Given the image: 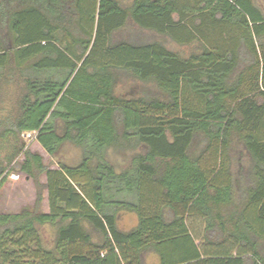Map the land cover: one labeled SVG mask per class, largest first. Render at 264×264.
<instances>
[{
    "label": "trees",
    "instance_id": "1",
    "mask_svg": "<svg viewBox=\"0 0 264 264\" xmlns=\"http://www.w3.org/2000/svg\"><path fill=\"white\" fill-rule=\"evenodd\" d=\"M131 25L195 50L119 37ZM0 71L6 86L23 82L0 141L35 131L48 156L64 142L81 150L74 167L27 149L14 164L22 143L11 167L0 161V188L12 172L36 188L32 208L0 212V264H144L147 254L264 264V11L254 0H0ZM121 77L139 91L117 95ZM236 144L247 159L232 169ZM110 149L133 152L130 166L117 173ZM119 212L135 215L129 231Z\"/></svg>",
    "mask_w": 264,
    "mask_h": 264
},
{
    "label": "rangeland",
    "instance_id": "2",
    "mask_svg": "<svg viewBox=\"0 0 264 264\" xmlns=\"http://www.w3.org/2000/svg\"><path fill=\"white\" fill-rule=\"evenodd\" d=\"M122 4L128 5L130 0H119ZM255 3L264 11V0H254ZM124 38L125 40H151L159 41L169 50L178 53L182 57H188L194 52V46H179L173 43L166 37L157 36L153 33H146L140 31L134 26L126 27L119 35V37ZM61 73V72H60ZM4 72L0 71V77H3ZM17 81V82H16ZM12 84L6 86L5 83L0 82V120L7 117L8 114L14 113L17 114L16 102L23 88L22 79H16ZM140 89V84L136 81H133L129 77H121L120 82L115 87V93L120 96L129 97L131 95V90L138 92ZM2 128H0V132ZM23 144V150L17 153V150L20 147V144ZM30 150L32 153H36L42 156L43 162L48 166H55L56 163H63L68 167H74L79 162L81 158V150L70 142H64L60 145L58 151L55 155L48 156L43 149L38 145L36 140L25 142L20 137L19 142H16L15 139L9 137L6 142L0 141V161L3 162V165H7V160L16 154L13 163H21L24 160L23 151ZM241 152V153H240ZM133 152H127L125 154L120 152H115L110 149L106 158L110 164L115 168V170L120 171L128 168L130 166V160L133 156ZM244 156V151L241 150L239 145H235L231 153V158L233 160L232 169H236V162L239 159V156ZM246 156L242 158L243 161H246ZM5 162V163H4ZM13 163L7 165V168L11 167ZM13 175L18 176L17 180H12L9 176L6 177V181L3 186L0 188V212L1 213H17L22 208H32L35 203V186L31 179L25 177L21 173L12 172ZM41 183H44V178L40 179ZM47 199L46 193H43V201L40 205V210L42 212H47ZM117 223L119 229L122 231H129L132 229L136 223L137 219L135 215L125 212H119L117 217ZM197 230L201 231V228L197 226ZM44 240L51 239V232L48 228L45 233H43ZM144 264H157L156 257L147 254L144 256Z\"/></svg>",
    "mask_w": 264,
    "mask_h": 264
},
{
    "label": "built area",
    "instance_id": "3",
    "mask_svg": "<svg viewBox=\"0 0 264 264\" xmlns=\"http://www.w3.org/2000/svg\"><path fill=\"white\" fill-rule=\"evenodd\" d=\"M36 136H37V132H35V131L22 133V138L24 139L25 142H30V141L36 140ZM9 177L12 180L18 179V176H15L13 174H11Z\"/></svg>",
    "mask_w": 264,
    "mask_h": 264
},
{
    "label": "crops",
    "instance_id": "4",
    "mask_svg": "<svg viewBox=\"0 0 264 264\" xmlns=\"http://www.w3.org/2000/svg\"><path fill=\"white\" fill-rule=\"evenodd\" d=\"M119 152H120V153H123V154L127 153L126 151H119ZM133 156H134V154H133ZM133 156H132V157H133ZM132 157H131V158H132ZM80 159H81V158H80ZM79 161H80V160H79ZM4 163H5V162H4ZM78 163H79V162H78ZM78 163H77V164H78ZM77 164H76V165H77ZM116 171H117V170H116ZM120 171H121V170H120ZM120 171H117V173H119Z\"/></svg>",
    "mask_w": 264,
    "mask_h": 264
}]
</instances>
